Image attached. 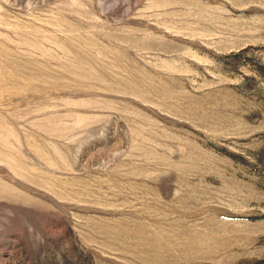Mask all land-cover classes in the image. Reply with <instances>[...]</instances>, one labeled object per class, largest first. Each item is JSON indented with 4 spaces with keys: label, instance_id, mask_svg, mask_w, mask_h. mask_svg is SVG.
I'll return each mask as SVG.
<instances>
[{
    "label": "rangeland",
    "instance_id": "rangeland-1",
    "mask_svg": "<svg viewBox=\"0 0 264 264\" xmlns=\"http://www.w3.org/2000/svg\"><path fill=\"white\" fill-rule=\"evenodd\" d=\"M0 264H264V0H0Z\"/></svg>",
    "mask_w": 264,
    "mask_h": 264
}]
</instances>
